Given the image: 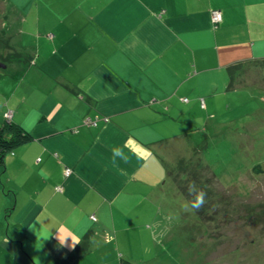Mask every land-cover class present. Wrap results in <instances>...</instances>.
<instances>
[{
    "label": "crops",
    "instance_id": "0c3cea01",
    "mask_svg": "<svg viewBox=\"0 0 264 264\" xmlns=\"http://www.w3.org/2000/svg\"><path fill=\"white\" fill-rule=\"evenodd\" d=\"M7 5L0 126L11 110L31 140L0 165V264H60L82 243L72 264H171L162 205L185 125L239 89L232 66L263 74L264 0Z\"/></svg>",
    "mask_w": 264,
    "mask_h": 264
},
{
    "label": "rangeland",
    "instance_id": "374dc122",
    "mask_svg": "<svg viewBox=\"0 0 264 264\" xmlns=\"http://www.w3.org/2000/svg\"><path fill=\"white\" fill-rule=\"evenodd\" d=\"M11 13L0 0V34L6 21L15 32ZM254 69L219 107L198 114L194 128L185 125V157L172 164L162 205L169 236L161 258L171 264H264V72ZM193 181L206 203L185 212Z\"/></svg>",
    "mask_w": 264,
    "mask_h": 264
},
{
    "label": "trees",
    "instance_id": "16d2710c",
    "mask_svg": "<svg viewBox=\"0 0 264 264\" xmlns=\"http://www.w3.org/2000/svg\"><path fill=\"white\" fill-rule=\"evenodd\" d=\"M250 66L247 64H239L232 66L230 76L232 81L230 83V89H236L237 86H241L245 82V71ZM237 76V77H235ZM246 76V75H245ZM244 77V79H243ZM245 85V84H244ZM204 104V103H203ZM31 135L25 131L19 124L10 121H6L0 126V165L4 166L5 156L18 145L30 141ZM182 160L180 161V163ZM86 248V244L82 243L67 260L62 261L60 264H72V260L82 253ZM121 264H135L127 259H122Z\"/></svg>",
    "mask_w": 264,
    "mask_h": 264
},
{
    "label": "clouds",
    "instance_id": "9594fccd",
    "mask_svg": "<svg viewBox=\"0 0 264 264\" xmlns=\"http://www.w3.org/2000/svg\"><path fill=\"white\" fill-rule=\"evenodd\" d=\"M117 158H119V160H122L124 162L128 161V156L123 152V149L119 148V147H114L112 149V157H111V162L113 164L114 167H119L118 162H117ZM188 192L189 195L193 196V200L188 202L186 201L183 204V210L185 212H191L193 210H199L205 203V197H206V192L202 189H199L196 185V183L193 181L188 185ZM59 239H61L62 245L66 243L67 239L63 238V237H57Z\"/></svg>",
    "mask_w": 264,
    "mask_h": 264
},
{
    "label": "built area",
    "instance_id": "2783aa9c",
    "mask_svg": "<svg viewBox=\"0 0 264 264\" xmlns=\"http://www.w3.org/2000/svg\"><path fill=\"white\" fill-rule=\"evenodd\" d=\"M222 19H223V14H222V12L220 10H217L216 9V10H213L212 11V21H213L214 24H219L222 21ZM12 115H13V113H12L11 110H9V111H7L5 113V117L9 121L11 120ZM85 123L86 124H90V123H93L94 124L95 121L94 120H91V119H87L85 121ZM71 173H72V169L71 168H66L65 169V176H69ZM92 218L95 220V216H92Z\"/></svg>",
    "mask_w": 264,
    "mask_h": 264
}]
</instances>
